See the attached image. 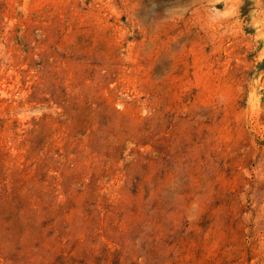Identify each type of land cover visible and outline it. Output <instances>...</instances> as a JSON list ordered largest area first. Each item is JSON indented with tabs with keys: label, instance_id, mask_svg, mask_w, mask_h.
<instances>
[{
	"label": "rangeland",
	"instance_id": "obj_1",
	"mask_svg": "<svg viewBox=\"0 0 264 264\" xmlns=\"http://www.w3.org/2000/svg\"><path fill=\"white\" fill-rule=\"evenodd\" d=\"M0 264H264V0H0Z\"/></svg>",
	"mask_w": 264,
	"mask_h": 264
}]
</instances>
